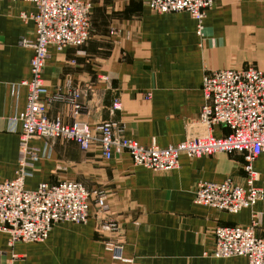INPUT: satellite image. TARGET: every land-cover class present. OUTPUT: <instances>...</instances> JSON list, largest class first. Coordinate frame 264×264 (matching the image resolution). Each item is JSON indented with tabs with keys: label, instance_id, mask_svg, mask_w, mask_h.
<instances>
[{
	"label": "crops",
	"instance_id": "1",
	"mask_svg": "<svg viewBox=\"0 0 264 264\" xmlns=\"http://www.w3.org/2000/svg\"><path fill=\"white\" fill-rule=\"evenodd\" d=\"M92 4L88 42L79 49H48L43 79L51 120L87 124L94 132L113 122L128 140L144 147L176 146L204 136L200 123L202 91L208 72L254 66L264 71V0H214L204 35L187 13L158 14L146 0H85ZM22 13H36L32 3L0 0V183L18 172L21 124L27 106L36 27ZM78 91L79 111L67 98ZM115 102L121 110L114 111ZM116 128V129H117ZM224 137L223 126L211 129ZM96 133V132H95ZM38 161L25 188L42 183L79 182L104 192L111 213L123 226L125 262L113 259L97 233L93 205L85 224H56L41 243H17L0 231V264H248L244 257L219 259L211 252L218 227L256 224L264 238V199L253 210L228 214L194 202L198 182L244 184V156L219 153L193 159L182 155L178 170L155 172L135 166L126 152L104 160L99 145L88 152L72 142L30 141ZM264 190V154L254 162ZM256 213V219L253 213Z\"/></svg>",
	"mask_w": 264,
	"mask_h": 264
},
{
	"label": "built area",
	"instance_id": "2",
	"mask_svg": "<svg viewBox=\"0 0 264 264\" xmlns=\"http://www.w3.org/2000/svg\"><path fill=\"white\" fill-rule=\"evenodd\" d=\"M12 1L35 6L36 13H22L21 18L26 23L33 22L36 31L33 41H21L22 46L33 50V57L31 78L26 84L27 106L19 116L18 172L14 179L0 183V231L9 236L10 247L17 243L45 242L59 223L85 224L94 205L97 233L108 237L105 246L113 259L125 262L122 255L125 231L111 213L104 192L74 181L42 183L34 191L26 190L25 181L31 177L30 169L38 161L39 153L30 147L32 140L72 142L84 152L97 144L106 161L111 160L113 152H126L135 166L155 172L178 170L182 155L202 159L219 153H240L244 156V184L232 178L222 183L200 181L194 189L195 204L235 215L253 210L264 199V190L257 185L259 177L254 170V162L264 154V71L247 66L206 73L202 86L205 103L199 121L208 129L207 134L165 149L155 143L144 147L124 138L113 122L102 124L95 133L85 123L74 120L66 124L48 117L50 101L42 100L47 92L43 73L48 49L53 47L63 52L68 48L79 49L88 42L92 4L85 0ZM146 5L158 14H189L201 38L214 0H146ZM79 100L78 91L67 98L74 114L80 109ZM113 110H121L119 102H115ZM216 126L225 127L228 134L220 138L212 135L210 131ZM256 215L254 212V219ZM255 228V222L249 226L216 228L211 252L206 255L219 259L244 257L248 264H264V238L256 235Z\"/></svg>",
	"mask_w": 264,
	"mask_h": 264
}]
</instances>
